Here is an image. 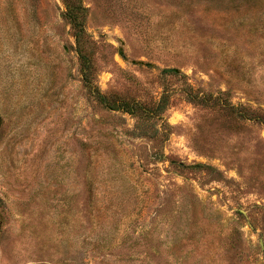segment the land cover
<instances>
[{
	"label": "rangeland",
	"instance_id": "1",
	"mask_svg": "<svg viewBox=\"0 0 264 264\" xmlns=\"http://www.w3.org/2000/svg\"><path fill=\"white\" fill-rule=\"evenodd\" d=\"M81 3L150 116L63 0H0V264H264V0Z\"/></svg>",
	"mask_w": 264,
	"mask_h": 264
},
{
	"label": "trees",
	"instance_id": "2",
	"mask_svg": "<svg viewBox=\"0 0 264 264\" xmlns=\"http://www.w3.org/2000/svg\"><path fill=\"white\" fill-rule=\"evenodd\" d=\"M66 5V11L64 16L70 21L75 32L77 51L79 54V61L81 66V71L83 73V81L88 91L93 95L97 101L109 110L121 109L130 114H134L139 117L143 115H148L139 103L131 104L125 101L112 100L108 96L102 94L97 88H95L91 82L92 75V63L89 55L85 52V45L87 42V34L84 29V18L86 13V8L83 7L81 0H63ZM166 96H163L160 104L158 105L159 110H164L167 105ZM206 99V97H204ZM219 99V98H218ZM221 99V98H220ZM203 103L204 100L200 99ZM224 104L228 101L221 99ZM143 112V113H142ZM251 117V115H249ZM259 122H264V115H257L255 117Z\"/></svg>",
	"mask_w": 264,
	"mask_h": 264
},
{
	"label": "water",
	"instance_id": "3",
	"mask_svg": "<svg viewBox=\"0 0 264 264\" xmlns=\"http://www.w3.org/2000/svg\"><path fill=\"white\" fill-rule=\"evenodd\" d=\"M167 71H170L171 69H166Z\"/></svg>",
	"mask_w": 264,
	"mask_h": 264
}]
</instances>
